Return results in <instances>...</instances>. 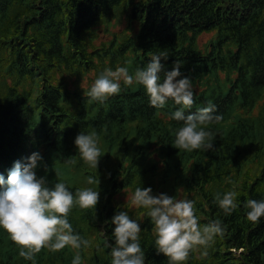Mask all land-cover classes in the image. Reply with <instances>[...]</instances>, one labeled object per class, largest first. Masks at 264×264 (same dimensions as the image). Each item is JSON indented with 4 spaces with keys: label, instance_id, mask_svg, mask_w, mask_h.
Listing matches in <instances>:
<instances>
[{
    "label": "trees",
    "instance_id": "16d2710c",
    "mask_svg": "<svg viewBox=\"0 0 264 264\" xmlns=\"http://www.w3.org/2000/svg\"><path fill=\"white\" fill-rule=\"evenodd\" d=\"M123 19L124 29L107 40L112 21ZM99 24L107 28L102 37ZM204 33L215 37L218 53L196 49ZM162 54L164 71L179 60L183 76L194 81L213 69L235 77L226 88L203 90L185 109L189 114L209 101L215 105L221 119L207 126L213 150L177 149L174 133L182 122L170 117L181 106L153 107L140 84H122L105 103L85 96L91 72L92 80L106 68L127 67L134 75ZM263 100L264 0H0V175L6 180L16 161L26 164L39 152L36 172L49 187L57 173L73 193L88 186V175L99 178L96 210L74 208L69 216L73 228L93 240L79 250L82 264H111V221L118 211L141 221L146 264H168L156 252L145 210L126 206L136 187L192 199L201 225L218 220L223 226L208 255L193 253L186 264H264V217L253 223L244 207L248 199H264V106L252 115ZM254 121L260 122V140ZM92 130L102 144L97 170L84 165L75 145L81 131ZM69 157L77 160L74 166L65 165ZM229 177L238 186L239 207L225 215L214 199L232 188ZM19 251L0 229V264H32ZM76 251L43 249L36 264H72Z\"/></svg>",
    "mask_w": 264,
    "mask_h": 264
},
{
    "label": "clouds",
    "instance_id": "9594fccd",
    "mask_svg": "<svg viewBox=\"0 0 264 264\" xmlns=\"http://www.w3.org/2000/svg\"><path fill=\"white\" fill-rule=\"evenodd\" d=\"M162 59H167V55H153L146 66L136 69L134 75L129 74L127 67L106 68L84 94L90 101L105 103L121 91V81L124 86L140 84L153 107L163 109L169 100L181 106L170 117L182 122L174 133L177 149L185 152L213 150L215 137L207 126L221 119L216 114L215 105L209 101L206 107L186 114L185 109H191L195 103L191 77L183 76L179 60L171 71H164ZM75 145L84 165L97 170L102 157L100 135L95 130L81 131L75 138ZM42 159L39 152H34L28 163L16 161L6 180L0 175V186H3L0 190V229L8 233L20 248L19 256L32 261V264H36L35 257L43 249L60 252L66 247L77 250L72 264H82L79 250L91 248L93 240L79 234L70 223L69 216L74 208L96 210L100 192L93 186L99 185L100 180L90 174L86 177L88 186L76 188L73 193L57 173V182L49 187L47 178L39 177L36 172ZM76 163L74 157L65 161L66 166ZM226 183L232 188L216 193L214 203L225 215H231L239 207L238 186L231 177ZM126 206L145 210L144 214L153 224L156 252L163 254L168 264H186L193 253L207 256L216 237L224 233L218 220L201 225L194 200L186 197L177 199L166 193L154 195L151 187H136L127 195ZM244 207L249 210L247 219L253 223L264 217V199H248ZM111 223L115 226L112 233L114 242L109 245L111 264H146L141 246V221L130 217L128 211H118Z\"/></svg>",
    "mask_w": 264,
    "mask_h": 264
},
{
    "label": "rangeland",
    "instance_id": "374dc122",
    "mask_svg": "<svg viewBox=\"0 0 264 264\" xmlns=\"http://www.w3.org/2000/svg\"><path fill=\"white\" fill-rule=\"evenodd\" d=\"M106 24L108 25V23L106 22ZM99 36L102 37L103 33H106V29L105 27H103L102 24H99ZM126 26V21L125 19L121 20L120 23H116L115 20L112 21V26L109 27V31L106 33V39H110V37H113V33L112 32H120L122 29H124V27ZM212 36L211 35H207V33H204L200 36L199 40H197V44H196V49L201 53V54H205L211 50H215V52H219L220 48L216 47L214 49L213 47V42L214 39H211ZM216 40V39H215ZM98 42V41H97ZM235 48H232V50H234ZM228 49L224 48L223 53L226 55ZM130 70V69H128ZM227 71H223L221 69L218 70H211L210 72L205 73L204 75H202L201 77H199L197 80H192V85H193V91H194V96L195 97H200L204 95V92H202L203 90H205L207 93H211L214 91H218L219 88H226L227 86V80L234 81L235 77L232 78L230 77L228 74H226ZM94 75V72H91L88 76V78L85 80V84H90L89 81L92 83L94 82V80H92V77ZM84 84V85H85ZM123 84V82L121 81V85ZM201 92V93H200ZM200 93V94H199ZM210 95V94H209ZM174 104L175 102L172 100H169L167 102L166 105L169 104ZM264 106V100L260 102V104L253 110L252 115L256 116L260 113L261 108ZM256 123L255 129H256V133H257V139L260 140V136L259 133L261 131V127H260V122L259 121H254Z\"/></svg>",
    "mask_w": 264,
    "mask_h": 264
}]
</instances>
